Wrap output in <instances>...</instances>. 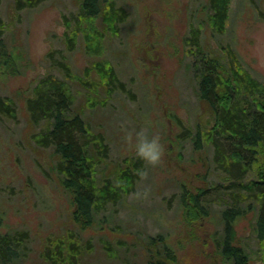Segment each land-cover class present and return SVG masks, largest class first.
Instances as JSON below:
<instances>
[{"label":"rangeland","instance_id":"374dc122","mask_svg":"<svg viewBox=\"0 0 264 264\" xmlns=\"http://www.w3.org/2000/svg\"><path fill=\"white\" fill-rule=\"evenodd\" d=\"M113 1L126 19L114 24L106 8L78 27L74 19L72 50L63 35L78 0H44L20 10L11 0L0 1V38L7 51L0 63V97L16 108L13 118L0 114V231L29 232L26 255L16 264H54L49 253L61 248L65 255L69 246L74 264H223L216 245L223 235L221 209L253 201L239 182L227 188L230 178L213 160L205 136L200 148L192 142L198 130L204 135L213 124L197 95L184 40L191 24L203 20L206 0ZM229 9L225 32L212 37L204 24L202 40L211 50L231 46L242 67L264 84V0H231ZM50 52L69 66V75L47 57ZM109 68L113 85L107 82ZM49 72L66 81L72 113L105 144L90 153L97 184L109 179L129 190L94 213L90 224L74 219L71 192L55 168L58 156L34 141L40 126L31 122L25 101ZM142 129L160 136L164 151L157 164L136 155L135 132ZM136 158L142 160L138 167ZM251 178L248 172L241 182ZM205 187L208 214L187 212L182 193ZM256 206L233 221L234 244L245 250L249 264H264V242L254 230ZM159 235L162 241L155 242Z\"/></svg>","mask_w":264,"mask_h":264},{"label":"trees","instance_id":"16d2710c","mask_svg":"<svg viewBox=\"0 0 264 264\" xmlns=\"http://www.w3.org/2000/svg\"><path fill=\"white\" fill-rule=\"evenodd\" d=\"M11 1L14 8L20 10L34 7L44 0ZM230 1L206 0L203 20L196 25L191 24L184 40L197 95L213 114L212 126L204 135H200L198 130L192 142L196 148H200L203 142L201 136H205V140L213 147V160L222 165L227 179L230 178L227 188L234 186L233 183L237 181L243 186V190H249L248 196L253 201L245 206L240 202H231V205L221 209L223 235L216 245L223 256V264H249L248 254L234 244L233 221L252 204L257 205L254 230L256 237L264 242V84L242 67L231 46L208 49L201 35L204 24L208 26L212 37L225 32ZM78 2L74 18L65 21L66 31L63 37L70 50L76 45L75 36L69 33L70 23L74 19L78 27L82 20L98 16L105 8L106 17L109 15L114 24L126 19L125 9L113 0ZM54 55L50 52L47 57L64 75H69V66ZM6 56V46L0 38V63L4 64L1 59ZM107 74V82L113 85L116 78L111 68ZM25 104L31 122L40 126L39 131L33 135L34 141L40 146L51 148L58 156L55 168L62 184L71 192L75 205L74 219L90 224L94 213L129 191L127 185L119 186L109 179L97 184L90 153L95 149H102L103 140L97 136L99 141L96 142L95 135L90 132L86 122L72 113L73 98L68 85L52 72L38 79ZM0 114L12 118L16 116L14 103L7 97H0ZM141 163L142 160L136 158L135 166L138 167ZM248 172L252 173L253 178L248 183L241 182ZM126 176L132 180L133 176L129 172ZM196 190L191 194L187 191L182 193V200H187V212L193 209L200 215H207L210 207L206 201L208 187ZM161 237L159 235L157 240L153 239L158 242L162 241ZM28 241L29 232L26 229L0 231V264H16L20 256L26 255ZM73 249V246H69L65 255L61 248L52 250L46 258L54 264H74Z\"/></svg>","mask_w":264,"mask_h":264},{"label":"clouds","instance_id":"9594fccd","mask_svg":"<svg viewBox=\"0 0 264 264\" xmlns=\"http://www.w3.org/2000/svg\"><path fill=\"white\" fill-rule=\"evenodd\" d=\"M126 139L131 141L133 139V132L127 133ZM136 155L146 160L150 164H157L160 162L163 155V145L159 134H149L146 130L135 132L134 141ZM142 175H147V170H143ZM139 195V193H137Z\"/></svg>","mask_w":264,"mask_h":264}]
</instances>
